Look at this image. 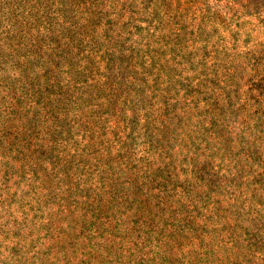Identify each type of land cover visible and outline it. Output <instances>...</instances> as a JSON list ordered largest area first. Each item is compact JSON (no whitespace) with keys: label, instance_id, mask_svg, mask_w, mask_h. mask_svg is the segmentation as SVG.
<instances>
[{"label":"rangeland","instance_id":"1","mask_svg":"<svg viewBox=\"0 0 264 264\" xmlns=\"http://www.w3.org/2000/svg\"><path fill=\"white\" fill-rule=\"evenodd\" d=\"M0 264H264V0H0Z\"/></svg>","mask_w":264,"mask_h":264}]
</instances>
